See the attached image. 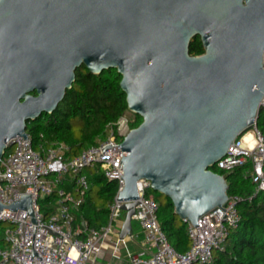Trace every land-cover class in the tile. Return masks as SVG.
I'll list each match as a JSON object with an SVG mask.
<instances>
[{
    "label": "water",
    "instance_id": "obj_1",
    "mask_svg": "<svg viewBox=\"0 0 264 264\" xmlns=\"http://www.w3.org/2000/svg\"><path fill=\"white\" fill-rule=\"evenodd\" d=\"M263 56L264 0H0V159L27 140L28 122L57 109L77 70H115L127 110L141 118L120 144V238L130 235L139 181L196 228L226 211L228 185L213 168L256 125ZM31 195L0 202V212L25 211L34 241Z\"/></svg>",
    "mask_w": 264,
    "mask_h": 264
},
{
    "label": "built area",
    "instance_id": "obj_2",
    "mask_svg": "<svg viewBox=\"0 0 264 264\" xmlns=\"http://www.w3.org/2000/svg\"><path fill=\"white\" fill-rule=\"evenodd\" d=\"M261 110L264 112V99ZM130 124L126 116L121 117L107 126L103 139L76 156L70 155V147L65 143L40 142L34 148L27 131L26 141L23 138L13 141L0 159V202L9 206L19 201L21 195L33 194L32 208L37 225L33 241V224L25 211L0 212V223L8 224L3 231L5 246H0V264H114L104 262L102 246L108 239L113 259H119L120 251L125 250V264H211L213 252L225 250L229 234L240 222V197L228 196L222 207L226 211L215 208L205 214L197 222L199 228L188 224L191 245L185 253H179L161 229L157 202L146 195L150 190L149 182L139 181V199L131 220L139 227L141 249L134 253L127 251L125 240L119 236L123 211L116 197L123 184L120 144L131 129ZM250 132L252 143H246L244 135L238 138L215 168L231 172L250 163L255 192L259 193L264 192V139L256 125ZM109 145L118 147L102 153ZM88 170H95L107 181L117 183V192L108 204V221L100 228H88L85 222L76 224V213L90 189ZM52 196L54 198L45 201ZM23 222L24 234H21ZM32 246L40 258H31Z\"/></svg>",
    "mask_w": 264,
    "mask_h": 264
},
{
    "label": "trees",
    "instance_id": "obj_3",
    "mask_svg": "<svg viewBox=\"0 0 264 264\" xmlns=\"http://www.w3.org/2000/svg\"><path fill=\"white\" fill-rule=\"evenodd\" d=\"M203 50L198 37L189 45L190 55H200ZM76 80L71 90L52 114H43L34 122H28L26 131L31 135L34 148L42 142L65 143L70 147V155L76 156L83 150L95 145L105 137L108 125L116 123L126 116L127 104L119 82L120 76L115 70H107L100 75L90 74L85 69L75 73ZM141 123V118L134 115L131 129ZM256 127L264 139V112L260 110ZM42 136V140L40 139ZM213 171L225 178L228 196H238L240 222L231 231L225 250L213 252L211 264H264V192L256 193L252 180L251 164L236 167L231 172L213 168ZM264 173V167H263ZM90 189L85 201L76 213V224L85 222L88 228H100L106 225L109 216L108 204L112 202L117 183L107 181L95 170L87 171ZM158 204L157 217L162 231L170 245L179 253H185L191 245L188 236V224L174 215L169 199L152 190L146 192ZM54 198L48 197L45 201ZM104 207H99L96 200ZM6 223H0V246H5L3 239Z\"/></svg>",
    "mask_w": 264,
    "mask_h": 264
},
{
    "label": "crops",
    "instance_id": "obj_4",
    "mask_svg": "<svg viewBox=\"0 0 264 264\" xmlns=\"http://www.w3.org/2000/svg\"><path fill=\"white\" fill-rule=\"evenodd\" d=\"M124 217H125V214H124ZM124 217L122 218V223L120 224V231L122 228ZM133 222L134 221H131L130 235L123 238L125 240V243H126L127 251L131 252V253L137 252L141 249V241H140L141 238H140V234H139V227L136 223H135V226H133V224H132ZM102 249H103V252L105 254V257H104L105 261L104 262H108V263L110 262V263H114V264H125L126 263L127 257H126L125 250L120 251L119 259H113L112 258V245H111V241L109 239H108V241H106L104 243V245L102 246Z\"/></svg>",
    "mask_w": 264,
    "mask_h": 264
},
{
    "label": "rangeland",
    "instance_id": "obj_5",
    "mask_svg": "<svg viewBox=\"0 0 264 264\" xmlns=\"http://www.w3.org/2000/svg\"><path fill=\"white\" fill-rule=\"evenodd\" d=\"M126 117L132 122L133 120H134V114H132V113H130L129 111L126 113ZM251 131V129L250 130H248V131H246V132H244L239 138H241V137H243V135H245L246 133H248V132H250ZM96 200V203H97V205L99 206V207H104V204L101 202V201H99V200H97V199H95ZM56 201V200H55ZM123 217H124V214H123ZM122 217V218H123ZM133 224V226H135V222H133L132 223ZM4 228H6L7 226H3Z\"/></svg>",
    "mask_w": 264,
    "mask_h": 264
},
{
    "label": "bare ground",
    "instance_id": "obj_6",
    "mask_svg": "<svg viewBox=\"0 0 264 264\" xmlns=\"http://www.w3.org/2000/svg\"><path fill=\"white\" fill-rule=\"evenodd\" d=\"M244 140H245L246 143H252L251 141H253V140H252V134H251V132H248V133H246L244 135Z\"/></svg>",
    "mask_w": 264,
    "mask_h": 264
}]
</instances>
